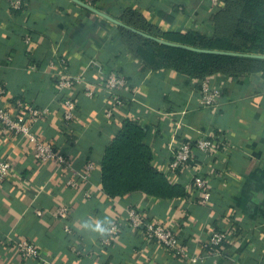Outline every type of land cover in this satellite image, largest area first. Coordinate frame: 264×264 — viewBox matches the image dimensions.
I'll list each match as a JSON object with an SVG mask.
<instances>
[{"label": "crops", "instance_id": "1", "mask_svg": "<svg viewBox=\"0 0 264 264\" xmlns=\"http://www.w3.org/2000/svg\"><path fill=\"white\" fill-rule=\"evenodd\" d=\"M88 5L118 21L131 8L163 31L209 33L208 19L217 7L210 0H91ZM120 28L72 0H22L20 9L12 0H0V85L6 90L0 108L21 116L15 104L21 100L47 109L34 130L71 164L70 169L39 164L26 138L0 123V161L14 166V175L0 185V264H192L126 225L113 247L103 246L108 227L132 207L174 225L181 243L195 255L213 230H234L222 257L202 264H264V75L209 78L211 87H223L224 97L220 109H208L201 105L196 80L173 70L142 71ZM115 72L128 81L123 94L128 103L122 115L108 121L105 111L113 101L103 82ZM63 80L72 88L61 89ZM66 99L76 105L71 123L64 121ZM126 119L145 128L153 164L166 175L183 142L224 134L229 144L218 158L199 156L211 178V202L189 190L187 197L169 201L138 194L109 197L101 162ZM89 163L96 168L85 180ZM189 179V171L181 170L170 181L185 187ZM71 180L76 188L67 184ZM62 205L71 208L65 222L57 216ZM23 239L41 247V259L20 256L16 245Z\"/></svg>", "mask_w": 264, "mask_h": 264}, {"label": "trees", "instance_id": "2", "mask_svg": "<svg viewBox=\"0 0 264 264\" xmlns=\"http://www.w3.org/2000/svg\"><path fill=\"white\" fill-rule=\"evenodd\" d=\"M163 17L171 22L167 15ZM120 19L144 34L194 49L264 55V0H220L208 19L213 26L212 33L205 29L163 31L131 8L125 10ZM120 33L142 71L173 70L197 82L215 76L264 75L263 59L166 45L122 27ZM122 113L124 110L115 118ZM217 136L226 139L222 133ZM145 138L146 130L138 120H124L120 132L103 154L101 181L105 193L111 198L138 194L165 201L187 197L182 183H172L154 166L153 151Z\"/></svg>", "mask_w": 264, "mask_h": 264}, {"label": "built area", "instance_id": "3", "mask_svg": "<svg viewBox=\"0 0 264 264\" xmlns=\"http://www.w3.org/2000/svg\"><path fill=\"white\" fill-rule=\"evenodd\" d=\"M91 4V0H84ZM220 0H210L213 7L219 4ZM13 8L20 9L22 0H12ZM200 87L201 105L208 109L218 110L222 104L223 87L214 88L209 85L208 79L198 81ZM73 84L69 80L60 82L61 89L72 88ZM104 89L111 95L113 105L106 109L105 117L108 121L116 119L117 113L127 107V101L124 92L128 89L126 77L118 72L106 76L103 82ZM6 90L0 85V96L5 95ZM16 107L23 111V115H14L10 110L0 108V123L10 133L22 135L26 138L31 147L35 160L39 164L47 165L56 163L60 166L71 168V164L65 155L55 150L54 145L47 140L42 139L34 130L35 124L48 113L47 109H37L35 106L24 105L21 100L15 102ZM64 105V121L71 123L76 116V105L66 99ZM134 120V119H133ZM68 125V124H67ZM229 142L214 136L204 134L195 142L185 141L178 146L171 161L167 165V177L176 178L181 170L189 171V182L185 189L194 192L204 203H210L213 196L211 178L203 172L204 164L199 161V156L205 158H218L223 151L228 148ZM213 166V164H209ZM95 165L89 163L85 169L84 179L89 180L95 170ZM212 168V167H210ZM14 175V166L10 160L0 161V185L8 178ZM72 188H76L78 183L71 180L67 183ZM85 197L91 199L92 193L86 191ZM71 208L68 205H62L57 212L61 221L69 218ZM126 225L134 232L138 233L149 243H155L170 254L176 255L192 264H202L206 259H218L222 257V249L225 243L233 239L234 230L220 229L213 230L206 241L202 243V253L195 255L191 253L188 247L181 243V239L176 228L171 223L154 221L138 209V207L129 208L125 218L114 221L107 229L106 235L102 240L105 247H113L116 239L119 237L121 227ZM64 230L71 233L69 225H64ZM20 256L25 260H39L43 256V251L39 245L27 239L19 241L16 245ZM81 254V250H76Z\"/></svg>", "mask_w": 264, "mask_h": 264}, {"label": "water", "instance_id": "4", "mask_svg": "<svg viewBox=\"0 0 264 264\" xmlns=\"http://www.w3.org/2000/svg\"><path fill=\"white\" fill-rule=\"evenodd\" d=\"M72 1H75L76 3H78L79 5L83 6L84 8H86L87 10L89 11H92L96 14H99L101 16H103L104 18L114 22L115 24H117L119 27H122V28H127L131 31H134L136 33H139L147 38H150L152 40H155L157 42H160L162 44H166V45H171V46H177V47H182V48H187V49H190V50H195V51H200V52H212V53H220V54H231V55H240V56H249V57H254V58H259V59H264V55H244V54H239V53H229V52H219V51H209V50H198V49H194V48H191V47H188V46H184V45H180V44H175V43H171V42H168V41H165V40H162V39H159V38H156V37H153V36H150V35H147V34H144L140 31H137L136 29L132 28V27H129L127 26L126 24H124L123 22L121 21H118L116 19H113L112 17L102 13L101 11L93 8L92 6L88 5L86 2L84 1H81V0H72Z\"/></svg>", "mask_w": 264, "mask_h": 264}]
</instances>
